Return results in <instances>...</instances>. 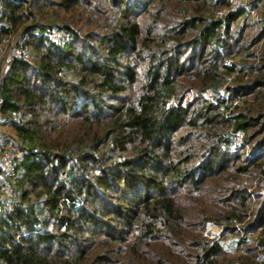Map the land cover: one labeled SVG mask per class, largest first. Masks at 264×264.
<instances>
[{"label": "trees", "instance_id": "obj_1", "mask_svg": "<svg viewBox=\"0 0 264 264\" xmlns=\"http://www.w3.org/2000/svg\"><path fill=\"white\" fill-rule=\"evenodd\" d=\"M230 2L3 0L0 51L6 18L28 53L0 69V113H20L0 264L257 263L237 225L264 165V19L216 17Z\"/></svg>", "mask_w": 264, "mask_h": 264}, {"label": "built area", "instance_id": "obj_2", "mask_svg": "<svg viewBox=\"0 0 264 264\" xmlns=\"http://www.w3.org/2000/svg\"><path fill=\"white\" fill-rule=\"evenodd\" d=\"M18 2V1H16ZM3 0H0V8L2 7ZM241 11L243 16L246 17L252 24L255 32H258L260 26L262 25V16L258 10V7L253 5V0H231L229 7L220 9L216 12V17L224 18L230 12ZM5 29L8 30L7 35L3 38L1 51H0V62L3 61L4 56L7 55L9 58L13 57H24L27 56L28 46L26 44L28 40V34L18 35L13 31V26L5 18L3 21ZM49 36L52 40H57L60 37V33L54 29L49 33ZM225 64L228 67H233L235 73H237L241 68V64L236 59H226ZM228 92H224V96H228ZM238 101L236 100L234 104ZM9 120H18L20 118V113H11V115L6 116L0 113L1 121ZM231 134L233 135V148H244L249 150V144L245 142V134L241 129L232 130ZM248 152V151H247ZM0 168L3 169L8 175L15 174V156L9 149L0 148ZM5 204V199L0 193V215L3 211ZM240 234L243 237H246L248 230L240 229ZM263 263L264 264V257Z\"/></svg>", "mask_w": 264, "mask_h": 264}, {"label": "rangeland", "instance_id": "obj_3", "mask_svg": "<svg viewBox=\"0 0 264 264\" xmlns=\"http://www.w3.org/2000/svg\"><path fill=\"white\" fill-rule=\"evenodd\" d=\"M258 10L261 14V16L263 17L262 19H264V4L263 2L259 4L258 6ZM243 19V17L241 18V20ZM9 57L7 55L4 56L3 59V64L0 65V69L2 70L3 68H6V65L9 61ZM237 61H240V58H235ZM192 96V94L188 95L187 98L190 99ZM2 123L3 121H1L0 119V135L4 134V132L10 131L9 127H3L2 128ZM5 148L9 149L13 155L15 156V151L14 149L8 145L5 146ZM246 154L248 153V150H245ZM263 172L262 175H259V181L255 180V186L250 188L249 191L252 195L251 199H250V203H251V209H250V213L251 216L249 218L246 219L245 222L239 223L237 225V233H239V235L241 236V232L240 229H244V227L246 225H248L247 223L251 222L254 218V216L252 215V213L254 214L257 211V207L264 201V165H263ZM8 182V183H7ZM0 193L3 195L5 202L6 201H12L14 200V197L16 196L15 190H14V185H13V181L11 179V176L8 175L3 169L0 168ZM209 230L211 234H217L220 231V228L215 227L214 225H210L209 226ZM261 229L260 228H251V230L248 229L247 235L246 237L241 236L242 238H244L247 243H246V247L251 250L253 252V254L255 253L257 255V263L256 264H262L263 260V249L258 247V242H259V238L261 236L260 234ZM233 238H230V240L227 241L226 246L229 249H234L235 248V243H234ZM257 246V247H256ZM250 251V252H251ZM254 254V255H255ZM235 264H239V263H235Z\"/></svg>", "mask_w": 264, "mask_h": 264}]
</instances>
